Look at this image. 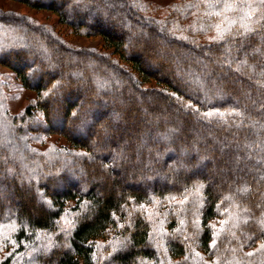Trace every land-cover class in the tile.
I'll return each instance as SVG.
<instances>
[{"label":"trees","instance_id":"1","mask_svg":"<svg viewBox=\"0 0 264 264\" xmlns=\"http://www.w3.org/2000/svg\"><path fill=\"white\" fill-rule=\"evenodd\" d=\"M15 1L103 46L0 8V264H264V3Z\"/></svg>","mask_w":264,"mask_h":264},{"label":"rangeland","instance_id":"2","mask_svg":"<svg viewBox=\"0 0 264 264\" xmlns=\"http://www.w3.org/2000/svg\"><path fill=\"white\" fill-rule=\"evenodd\" d=\"M149 6H152L157 11L161 12L160 15H165L167 10L176 0H144ZM0 8L6 11H15L23 13L32 17L36 21L51 27L61 38L65 39L68 43L82 46V47H100L103 43L98 38L86 39L78 36L73 32L69 26L62 24L59 21L57 14L50 10L34 9L26 4L17 2L15 0H0ZM0 73L3 74V98L6 102L8 112L10 114H17L23 111L26 106L34 101L35 92L25 88L18 77L8 68L0 66ZM47 145L66 146V141L57 135L49 136L44 140V144L38 145L41 148ZM163 213V212H162ZM1 238V235H0ZM3 243L0 241V254H6L2 250Z\"/></svg>","mask_w":264,"mask_h":264},{"label":"snow or ice","instance_id":"3","mask_svg":"<svg viewBox=\"0 0 264 264\" xmlns=\"http://www.w3.org/2000/svg\"><path fill=\"white\" fill-rule=\"evenodd\" d=\"M261 3H264V0H260ZM249 16H251V12L248 13ZM219 28V26H217ZM220 39L223 38V34H221L220 37H218ZM213 244H215V241H213ZM261 248H264V243L261 244ZM252 253H249V255H251Z\"/></svg>","mask_w":264,"mask_h":264}]
</instances>
